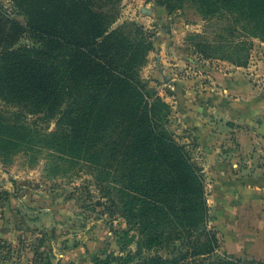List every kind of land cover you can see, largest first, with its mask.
<instances>
[{
    "label": "rangeland",
    "instance_id": "1",
    "mask_svg": "<svg viewBox=\"0 0 264 264\" xmlns=\"http://www.w3.org/2000/svg\"><path fill=\"white\" fill-rule=\"evenodd\" d=\"M70 4V0L61 5L58 0H0L2 12L25 27L7 42L0 40V57L5 45L28 53L47 66L61 87L53 112L36 110L31 100L0 96V119L7 123L0 126V264H152L154 257L174 264L186 254H190L191 264L232 260L238 264L222 248L219 233L218 245L206 252L205 236L198 234L196 226L188 232V220L181 222L172 212L173 202H163L167 208L162 209L172 213L173 221L164 218L158 222L167 229L164 242L159 244L143 233L140 208L142 199L148 198L136 185L130 186L132 178H126L124 172L118 174L107 146L97 144L98 138L91 139L90 133L84 137L74 131L78 113L68 94L70 49L54 33L66 20ZM225 6L224 0H115L116 10L110 12L117 16L110 30L135 22L152 43L136 76L151 94L170 104V110L158 107L166 115L161 127L185 147L202 170L210 208L208 229H216L210 206L212 181L204 171L210 167L205 151L192 136L195 124L198 135L204 134L206 123L218 129L253 120L244 106L223 110L225 115L214 116L210 111L202 116L206 103H212L207 99L211 95L203 98L197 82L201 76L207 80L201 75L202 63L207 60L219 68L227 62L238 66L248 54L250 61H260L264 55L256 46L260 39L249 35L246 20L226 26ZM60 7L64 12L59 22L56 12ZM143 7L152 13L143 12ZM201 42L210 47H203L210 51V58L198 50ZM2 65L0 59V70ZM185 81L198 85L186 87ZM220 97L215 105L225 107V97ZM220 117L229 127L217 123ZM107 128L110 133H105L104 141L110 142L116 123L108 121ZM176 208L182 210L183 203ZM175 227L176 232H170ZM198 245L200 254H194ZM241 264L250 263L241 258Z\"/></svg>",
    "mask_w": 264,
    "mask_h": 264
},
{
    "label": "trees",
    "instance_id": "2",
    "mask_svg": "<svg viewBox=\"0 0 264 264\" xmlns=\"http://www.w3.org/2000/svg\"><path fill=\"white\" fill-rule=\"evenodd\" d=\"M66 1L58 0L60 5ZM70 1L66 20L54 33L70 49L68 82L71 90L68 94L78 113L74 131L84 137L86 132L90 133L91 139L98 138L97 144L107 146L118 174L121 176L124 172L126 178H132L130 186L136 185L148 198L142 199L140 208L143 233L159 244L164 242V238L168 237L167 229L158 222L164 218L173 221L172 213L162 211L167 208L163 202H173L170 207L172 212L175 211L181 222L188 220L185 225L188 232L196 226L198 234L204 235L208 241L206 252L212 251L219 240L217 230L207 228L210 208L202 170L191 161L185 147L161 127L160 121H165L166 115H161L158 107L170 110V104L159 95L151 94L144 81L136 76L137 66L153 49L152 43L147 42L144 28L135 22H127L110 30L117 18L110 15L116 10L115 0ZM224 1L229 16L226 26L230 28L231 24L246 20L249 35L264 42V0ZM63 12V7L56 12L59 22V15ZM238 12H241L240 15H237ZM30 25L37 26L32 22ZM24 28L0 9L1 41L7 42ZM203 47H210L201 42L198 49L205 53V58H210V51ZM5 48L0 57L4 63L0 70V96L31 100L36 110L53 112L61 87L47 66L28 53L9 49L11 46L8 45ZM250 57L248 54L246 61L240 64L232 61L238 66H247ZM108 121L116 123V128L111 141L105 142V133H110ZM0 126L6 127L7 123L0 119ZM180 203H183V208L177 210L176 206ZM185 213L188 216H183ZM160 227L164 229L160 230ZM170 232H176V227ZM199 246L194 254H200ZM189 257L190 254H186L174 264H191ZM151 261L152 264H165L159 257ZM248 261L250 264L258 262ZM235 262L241 264V258L235 259ZM97 264L107 262L97 261ZM212 264L235 263L232 260Z\"/></svg>",
    "mask_w": 264,
    "mask_h": 264
},
{
    "label": "crops",
    "instance_id": "3",
    "mask_svg": "<svg viewBox=\"0 0 264 264\" xmlns=\"http://www.w3.org/2000/svg\"><path fill=\"white\" fill-rule=\"evenodd\" d=\"M257 42L264 53V42ZM202 67L204 73L199 72L207 80L201 76L202 80L197 82L201 84L203 98H215L211 104L206 103L202 116L210 111L214 116L225 115L228 108L244 106L253 120L229 127L220 117L217 123L229 128L216 129L206 123L204 134H196L200 132L196 124L195 132L191 130L210 166L204 167V171L212 181L210 206L214 226L228 254L264 264V55L247 66L227 62L219 68L204 60ZM197 82L183 83L195 88ZM220 96L225 97L228 106L215 105Z\"/></svg>",
    "mask_w": 264,
    "mask_h": 264
},
{
    "label": "water",
    "instance_id": "4",
    "mask_svg": "<svg viewBox=\"0 0 264 264\" xmlns=\"http://www.w3.org/2000/svg\"><path fill=\"white\" fill-rule=\"evenodd\" d=\"M142 10H143V12H145V13H152V10H151V9H148V8H146V7H143Z\"/></svg>",
    "mask_w": 264,
    "mask_h": 264
}]
</instances>
